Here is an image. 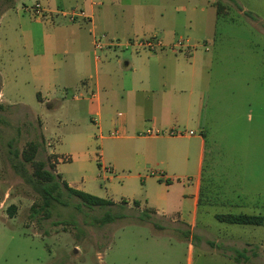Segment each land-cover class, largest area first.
<instances>
[{
	"label": "rangeland",
	"instance_id": "374dc122",
	"mask_svg": "<svg viewBox=\"0 0 264 264\" xmlns=\"http://www.w3.org/2000/svg\"><path fill=\"white\" fill-rule=\"evenodd\" d=\"M31 1L0 0V264H232L212 252L208 232L226 224L214 213H235L237 208L209 203V178L211 191L222 192L229 203L241 201L246 211L259 208L264 216V0H149L150 6L134 14L112 7L118 18H161L166 36L187 39L189 49L208 54L211 83L203 94L204 152L196 211L192 167L177 172L180 181H174L166 176L160 155L144 159L132 148L120 150V140L112 136L96 138L81 101L62 94L80 82L72 69L92 77L108 69L117 72L135 48L99 50L87 33L80 46L85 55L77 59L63 51L77 47L69 39L54 41L49 52L56 56L44 54L42 32L52 33L53 25L41 26L31 11H23L24 2ZM219 4L226 6L216 15L212 6ZM152 26L138 25L143 32L134 39L160 37L161 29ZM25 29L33 32V42L23 35ZM213 33L215 46L209 42L205 51L198 38ZM44 60L49 64L39 70ZM38 91L56 99L52 107L39 102ZM30 140L39 144L36 159L46 168L51 153L61 159L58 172L71 186L118 203L90 206L61 186L62 202L54 201L46 216L40 193L12 166L17 152L25 174L32 173L33 166L20 155ZM100 163L111 171L101 172ZM164 197L169 202L161 217L144 218V207L133 203L160 207ZM107 215L115 218L102 223ZM246 228V233L236 229L232 247L242 251L239 240L253 234L259 238L253 247L257 255L235 251L232 259L264 264V222L256 233Z\"/></svg>",
	"mask_w": 264,
	"mask_h": 264
},
{
	"label": "crops",
	"instance_id": "0c3cea01",
	"mask_svg": "<svg viewBox=\"0 0 264 264\" xmlns=\"http://www.w3.org/2000/svg\"><path fill=\"white\" fill-rule=\"evenodd\" d=\"M106 1L74 0V2L64 3L62 0H45L43 2L35 0L30 3L24 2L23 11L30 12L26 7L36 2L45 8L46 16L44 18L34 16V22L41 24V26L49 23L53 25L52 33L44 34V31L42 32L44 54L51 56L57 54L49 52L57 38L61 41L69 39L77 44L76 48L71 50L65 48L63 50L64 53L71 52L73 58L77 59L79 56L85 55L84 49L80 46L84 43L87 33L89 37H92V44L94 34L103 33L107 37L105 43H109L110 40L114 41L113 38L126 40L122 44L115 42V44L111 43L106 46L117 47L123 45V47L128 48L130 47L129 42L135 40L134 37L143 32L137 30L138 25H153L152 29H161L160 37L155 34L145 36H154L161 39L164 44L163 48L148 50L147 48H136L135 45H131L135 48V51L133 50L134 52L131 51L126 55L127 59L123 62L122 69L120 68L117 72L108 69L101 76L96 74L92 77L89 72L85 73L82 69L78 71L72 69L76 72L74 77L79 79L80 82L76 85V89L70 87L71 89L64 90L62 94L64 96L70 95L72 99L81 101L88 118L94 123L95 128L92 134L96 138L101 139L112 136L120 140L118 142L120 150L132 148L144 159L150 160L160 155L164 159L162 163L166 165V176L174 181H180L177 172H185L186 168L192 167L196 174V183L192 192L193 209L196 211L199 204V180L201 178L204 152V135L201 128L203 94L208 90L211 83L208 54L192 49L180 52L173 51L169 46L175 38L166 36V32L162 30V25H160L161 18H134V16L118 18V12L112 8L120 5L123 11L128 9L130 14L132 12L134 14L136 10L150 6L151 4L147 2L149 0H133L131 3L122 2V4L117 0ZM225 6L219 4L212 6V8L217 15L219 12L224 11V8L221 9V7ZM75 8L82 10L84 16H78L74 20H70L67 13ZM194 9L195 6L192 7L190 13H193ZM164 10H167L166 5H164ZM161 17L163 18L164 15L162 14ZM187 18L192 17L188 16ZM23 33L26 39L33 42V32L31 30L25 29ZM57 34L62 36L58 37ZM198 39L203 41L199 46L203 47L205 51L209 48L207 45L209 42L211 48L215 46V33L212 37L203 35ZM44 62L38 66L39 70L49 64V61L44 60ZM95 63H98L97 60ZM83 77L84 79H82ZM92 78L93 80H90ZM1 99L2 97H0V102ZM38 99L40 103L45 102L48 107H52L56 101L54 97L45 98L40 91H38ZM172 128H178L185 131L186 134L182 136L169 135L168 132ZM189 130H192L193 134H188ZM51 154L55 155L54 153ZM59 161L61 159L56 156L55 172L61 175L57 169ZM258 161L255 164L259 175ZM103 165L105 164H99L100 171ZM61 179L71 186L70 182L62 175ZM212 183V179L209 178V203L217 204L219 201V204L229 206V208L235 205L237 208L235 213L259 215V208H256L255 211H246L244 203L241 201L229 203L226 197L219 194L222 192L218 191L219 193H217L215 189L211 191L213 188ZM217 194L219 195L217 196ZM239 196L240 193H237L236 198H241ZM124 200L131 202L130 200ZM112 201L118 203L116 200ZM137 201L141 207L154 209L152 214L159 217L166 215L165 204H168L169 199L165 197L161 201L163 205H160V207H158V204L147 206L139 200ZM177 214L180 219V213L177 212ZM224 223L226 224L223 228L208 232L212 252L222 254L232 264H245L246 262L233 260L232 255L235 251L240 253L245 251L250 256L256 257L257 252L253 250V247L256 243H259L258 237L253 234H246L242 240H239L242 251L238 250L239 248L232 247L235 242L232 238H234L235 233L238 234L236 229L246 233L245 230L248 229L246 227H250L249 230L256 233L259 224Z\"/></svg>",
	"mask_w": 264,
	"mask_h": 264
},
{
	"label": "trees",
	"instance_id": "16d2710c",
	"mask_svg": "<svg viewBox=\"0 0 264 264\" xmlns=\"http://www.w3.org/2000/svg\"><path fill=\"white\" fill-rule=\"evenodd\" d=\"M38 148L39 144L35 141L30 140L25 143V146L20 152L23 161L26 163H31V165L33 166V171L30 175L25 174L23 162L17 160V152L13 157L12 166L27 182L31 183L35 190L40 193L43 198V205L40 207V209L44 210L46 216L49 215V209L52 208L54 201L61 204V186L65 188L68 193L77 196L87 205L108 206L115 204V202L110 199L101 198L92 195L84 190L69 186L67 182L61 179V175L55 172L56 155L51 154V156L49 157L51 158V160L49 159L48 168H46V163L44 161L36 159ZM121 202L126 203L124 199L121 200ZM133 203L137 206L139 205V202L137 200H134ZM12 209L14 210V207ZM153 212L154 209L144 207V209L142 210V215L144 216V218H148ZM215 217L219 221L228 223L260 225L264 222V216L260 214L255 215L247 213H217L215 214ZM113 218H115V216L107 215L101 221L102 223L109 222L112 221Z\"/></svg>",
	"mask_w": 264,
	"mask_h": 264
},
{
	"label": "built area",
	"instance_id": "2783aa9c",
	"mask_svg": "<svg viewBox=\"0 0 264 264\" xmlns=\"http://www.w3.org/2000/svg\"><path fill=\"white\" fill-rule=\"evenodd\" d=\"M28 10H30L33 14V16L37 18H44L46 16V10L45 8L38 2L27 6L26 7ZM68 17L70 20H74L78 16H84V12L82 10H79L77 8L72 9L70 12L67 13ZM106 35L101 33V34H94V40H93V45L96 49L102 50L107 44H115V41L110 40L109 43H105ZM130 45H135L136 48H147L148 50H156L159 48H163L164 44L161 39L156 38L154 36L151 37H144V38H138L136 40H133L132 42H129ZM191 47V44L189 43V40L187 39H177L175 40L172 44H170L169 48L171 50H177V51H186L189 50ZM149 133V131H148ZM188 134H193L192 130H189L187 132ZM169 135L172 136H182L185 135L186 132L182 131L178 128H172L168 132ZM110 168L106 165L102 166L101 172H110Z\"/></svg>",
	"mask_w": 264,
	"mask_h": 264
}]
</instances>
